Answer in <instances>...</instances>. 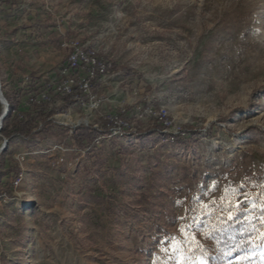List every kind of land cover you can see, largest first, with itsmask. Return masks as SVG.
<instances>
[{
	"label": "rangeland",
	"instance_id": "obj_1",
	"mask_svg": "<svg viewBox=\"0 0 264 264\" xmlns=\"http://www.w3.org/2000/svg\"><path fill=\"white\" fill-rule=\"evenodd\" d=\"M93 53L108 67L91 87L83 57ZM0 81L4 96H21L17 115L30 95L77 85L87 97L49 136L8 140L0 264H177L163 249L196 217L193 197L208 205L248 173L264 193V0H0ZM102 119L111 132L80 149L72 129ZM157 122L168 133L190 124L197 138L138 137ZM159 172L150 194L164 191L179 216L160 236L156 216L134 205ZM244 259L230 264H264V253Z\"/></svg>",
	"mask_w": 264,
	"mask_h": 264
},
{
	"label": "trees",
	"instance_id": "obj_2",
	"mask_svg": "<svg viewBox=\"0 0 264 264\" xmlns=\"http://www.w3.org/2000/svg\"><path fill=\"white\" fill-rule=\"evenodd\" d=\"M89 57V62H84L83 66L88 67V69L93 72L92 77H88L87 79L91 82L90 86L92 87L99 76H101L102 68L104 67L105 70H107L108 66L105 65L107 64V61L100 55L93 53L89 54ZM91 60H94V64L91 63ZM74 68V70L72 69L71 76L73 79H77L78 82V70L76 67ZM110 68L114 70H122L127 76L132 74V70L128 67H117L112 64ZM34 91L35 89L33 88L31 92ZM84 91L85 90L82 86L75 85L69 92L60 88L57 89V91H54L49 97H44L41 100L37 99L36 94L30 95L28 102L31 110L25 113H19L18 115L17 110L21 96L19 93H14L12 95L6 94L5 97L9 103V113L3 121V136L8 140H11L15 136H19L26 140H35L37 138H45L49 136L55 128L59 127L56 124V115L67 113L81 101L86 102L87 97L84 95ZM259 92H263L264 94V89H262V91H255V94ZM246 110L247 109L240 108L233 113L245 112ZM113 127L114 122L109 119L98 120L96 124L81 123L72 129V139L80 149H93L101 135L103 133H110ZM165 129L164 123L157 122L153 123L146 130L139 127L135 132L140 139L157 135L175 144L188 145L191 140L197 138L198 130L190 124L184 125L179 132L168 133L165 132ZM7 154V151H5L1 155V164L4 162V158ZM245 154H247V152ZM19 172L20 171L18 170L17 173L19 174ZM160 175V172L155 173L153 177V185H150L144 192H140L137 196L138 199L134 204L141 210L143 209L144 212L156 216L157 223L154 225V230L159 236L165 233L167 228L172 227L179 219L178 214H176V212L163 200L165 195L164 191L159 190L154 193V195L150 194V189L155 188L159 184L158 178ZM244 178V185L238 186L236 189H239L240 191L245 188L248 193H251V200H256V207H253L252 204L246 206L241 202V204H243V209L239 214L240 219L233 223H229L226 220L224 221V224L222 225L224 231L220 235L222 243L219 245L212 240H204L201 233L203 229L208 226L209 221L216 223L218 217L226 216V213H223L220 210V204L222 203L221 197L225 195L224 190L226 188L231 189V183L223 182L221 194L214 199V201H217V204H208L214 212L211 217L200 213L202 205L196 197H193L190 201L189 212L191 215H196V217H198V226L195 228V232L197 233V238L200 239L208 249L209 264H230L231 261L237 257L246 258L244 260L248 261L247 257L252 255L253 251L258 248L255 246H258L261 243L258 233L256 238L242 245L243 248L248 249L247 253L232 251L230 255H224V252L228 251L234 240L238 241L242 238V229H247L248 231L252 230L248 221L255 222L258 229H264V220L258 219L261 211V202L264 200V197L259 196V193H256V185H254V183H256V175L248 173ZM140 212L142 211H135V218H137V213L139 214ZM246 217L247 220H245ZM199 221H202V223H199ZM225 241L226 243H224Z\"/></svg>",
	"mask_w": 264,
	"mask_h": 264
},
{
	"label": "snow or ice",
	"instance_id": "obj_3",
	"mask_svg": "<svg viewBox=\"0 0 264 264\" xmlns=\"http://www.w3.org/2000/svg\"><path fill=\"white\" fill-rule=\"evenodd\" d=\"M224 191L225 195L221 197L222 203L220 204V210L226 213V216L218 217L216 223L209 221L208 226L201 233L204 240H212L217 245L222 243L220 235L224 231L222 227L224 221L226 220L229 223L238 221L240 219L239 214L243 209V204L240 202L242 193L239 189L226 188ZM243 195L247 197L248 194L245 193ZM261 196L264 197V193ZM212 203L216 205L217 201H213ZM244 203H250L253 207H256L255 199H245ZM200 213L206 214L209 217L214 214L213 209L206 204L201 206ZM258 219L264 220V200L261 202V211ZM245 220H247V217ZM192 221L191 224H185L179 228L180 236L170 237L168 243L171 247L164 248L163 251L166 254L171 253V256L176 260L177 264H209L208 249L197 238V233L195 232V228L198 226V217H193ZM199 223H202V221H199ZM248 223L252 230L242 229V238L238 241L234 240L228 251L224 252V255H230L232 251L247 253L248 249L243 248L242 245L256 238L258 233L261 243L255 247H258L260 252L264 253V229H258L253 221H248Z\"/></svg>",
	"mask_w": 264,
	"mask_h": 264
},
{
	"label": "water",
	"instance_id": "obj_4",
	"mask_svg": "<svg viewBox=\"0 0 264 264\" xmlns=\"http://www.w3.org/2000/svg\"><path fill=\"white\" fill-rule=\"evenodd\" d=\"M0 104L3 107V111L0 116V137L3 139V145L0 147V157H1V155L8 149V139L2 136V128H3V121L5 120V118L9 113V103L2 92L1 81H0Z\"/></svg>",
	"mask_w": 264,
	"mask_h": 264
},
{
	"label": "built area",
	"instance_id": "obj_5",
	"mask_svg": "<svg viewBox=\"0 0 264 264\" xmlns=\"http://www.w3.org/2000/svg\"><path fill=\"white\" fill-rule=\"evenodd\" d=\"M62 46H63V47H66L67 45L64 43ZM79 56H84V55H83L82 52H80V53H79ZM89 60H90L89 55L87 56V58L83 57V62H89ZM71 61H73V60H72V59H69L70 66L73 65V67H76V69L78 70V67H77V63H76V61H73V63H72ZM91 63L94 64V60H91ZM91 71H92V70H91ZM101 73H102V74L105 73V68H104V67L102 68ZM92 75H93V72H92V73H89L88 76H89V77H90V76L92 77ZM59 89H60V88H59ZM61 89H63V88H61ZM64 90H67V91L69 92L71 89L64 88ZM45 98H47V97H45Z\"/></svg>",
	"mask_w": 264,
	"mask_h": 264
}]
</instances>
